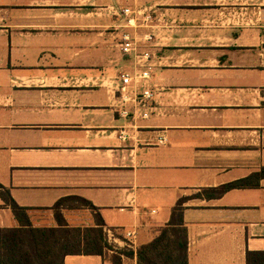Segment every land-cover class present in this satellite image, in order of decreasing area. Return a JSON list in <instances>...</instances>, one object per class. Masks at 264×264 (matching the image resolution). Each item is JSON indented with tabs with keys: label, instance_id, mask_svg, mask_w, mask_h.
Masks as SVG:
<instances>
[{
	"label": "crops",
	"instance_id": "0c3cea01",
	"mask_svg": "<svg viewBox=\"0 0 264 264\" xmlns=\"http://www.w3.org/2000/svg\"><path fill=\"white\" fill-rule=\"evenodd\" d=\"M124 34L151 54L146 119L119 115L116 71L138 62ZM262 167L264 0H0V184L32 227L57 226L53 204L79 196L94 209L62 207L64 222L96 213L135 252L187 197V264H264V176L202 191ZM16 226L0 198V227Z\"/></svg>",
	"mask_w": 264,
	"mask_h": 264
},
{
	"label": "trees",
	"instance_id": "16d2710c",
	"mask_svg": "<svg viewBox=\"0 0 264 264\" xmlns=\"http://www.w3.org/2000/svg\"><path fill=\"white\" fill-rule=\"evenodd\" d=\"M264 176V167L246 177L202 191L206 197L219 196L232 188L256 186ZM194 197H200L194 194ZM0 198L6 204L18 226L0 227V264H63L68 254H97L104 257L109 249L106 243L103 222L94 214V226L69 227L60 214V208L67 207L64 202L75 201L81 207L94 209L92 204L79 196L59 198L51 207L57 226L32 227L29 224L25 207L17 205L7 189L0 184ZM187 197L177 199L171 208L167 223L161 227L156 236L133 252L124 247L111 257V264H122L121 256H135V264H187L186 229L182 221V202ZM68 208V207H67Z\"/></svg>",
	"mask_w": 264,
	"mask_h": 264
},
{
	"label": "built area",
	"instance_id": "2783aa9c",
	"mask_svg": "<svg viewBox=\"0 0 264 264\" xmlns=\"http://www.w3.org/2000/svg\"><path fill=\"white\" fill-rule=\"evenodd\" d=\"M123 15H129V8L121 11ZM130 21V20H128ZM151 35H144L143 41L151 40ZM138 39L130 35H122L118 42V48L123 53H132L133 58H138V62L134 63L132 69H119L116 71V84L114 86V94L117 104L119 105V115H132L135 119H146L149 117L154 108L153 101L155 90L149 85L150 66H146L150 53L147 51L137 50ZM139 58L143 60L140 63ZM139 67H138V66ZM161 142L163 138L159 139ZM105 237L107 242L116 243L115 237L112 236L110 230L105 229ZM134 235L133 231H126L125 238L131 240ZM129 246V242L127 243Z\"/></svg>",
	"mask_w": 264,
	"mask_h": 264
},
{
	"label": "rangeland",
	"instance_id": "374dc122",
	"mask_svg": "<svg viewBox=\"0 0 264 264\" xmlns=\"http://www.w3.org/2000/svg\"><path fill=\"white\" fill-rule=\"evenodd\" d=\"M219 22H221L220 20H218ZM223 21H224V25H226L227 24V22H231L232 21V18H230V19H223ZM233 21H236L235 19L233 20ZM186 24V23H185ZM182 25V24H181ZM195 33H197V31H195ZM147 41H150V40H147ZM188 42V41H187ZM144 51H146V50H144ZM148 52V51H147ZM150 53V52H149ZM151 55V54H150ZM148 63H146L145 65L146 66H149V59H148V61H147ZM64 204H65V206H67L68 208H82L81 207V204L80 203H78V202H75V201H71V200H69V201H66V202H64ZM106 238V237H105ZM106 243H107V246L109 247V249H107V250H105L104 251V257L105 258H107V259H109L110 257H111V255H113V253H115L116 251H118L119 249H122V248H124V243H120V242H117V243H114V242H107L106 241ZM121 263L122 264H135V257H134V259L133 258H131V257H126V256H121Z\"/></svg>",
	"mask_w": 264,
	"mask_h": 264
}]
</instances>
